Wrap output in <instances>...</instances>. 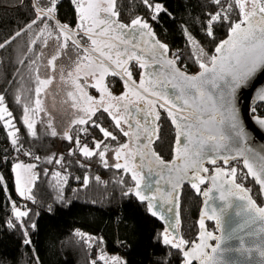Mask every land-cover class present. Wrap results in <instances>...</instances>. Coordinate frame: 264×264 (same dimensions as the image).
<instances>
[{"label":"trees","instance_id":"16d2710c","mask_svg":"<svg viewBox=\"0 0 264 264\" xmlns=\"http://www.w3.org/2000/svg\"><path fill=\"white\" fill-rule=\"evenodd\" d=\"M35 2L41 7L48 4V0ZM114 2L118 13L116 20L125 25H130V21L137 17L146 20L156 39L169 49L168 54L173 57L176 53L180 54L178 66L191 73L200 69L196 53L202 50L206 55L201 59L207 62V58L215 53V47L228 38L231 23L241 21L240 10L234 0H221L219 5L214 0H152L153 4L160 3L165 9V12L158 14L159 19L156 21L151 19L150 10L143 0ZM229 3L232 4L230 21L217 23L214 38L207 37L203 25L209 15L220 11L222 7L226 9ZM260 15H257V20ZM34 18L35 10L31 0H0V43L13 37L17 31L27 28ZM56 18L61 24L74 27L77 13L73 0H58ZM42 27L43 23L33 25L31 30L0 48V95L4 96L3 106L8 110L6 116L0 119V176L3 177V184H0V264H36L37 258L39 264H92L97 259L100 248L109 256L120 257L126 264H184L182 253L162 244L165 221L172 213L165 215L164 220L151 216L147 212L146 201L141 203L134 196H122V189L134 187L130 173H124L122 169L117 170L111 165L105 167L98 155L86 159L79 151L82 145L76 144V135L79 133V138L81 137L84 132L79 130L82 128L93 131L95 139L105 141L110 148L126 142L127 138L115 128L111 116L99 110L92 120L113 131L117 135V141L104 138L90 122L70 127L67 132L73 138L68 140L61 138L64 134L49 117L39 114L33 116L32 112H26V109L35 110L37 107L35 102L39 94L35 89L39 86L37 77L42 79L43 52L47 42L56 34L54 28L51 37L47 31L41 34L39 29ZM188 34H191L195 44L188 41ZM33 39L36 40L35 44L31 42ZM129 68L134 79L138 80L140 68L135 65ZM106 85L113 94L121 93L125 87L122 80L112 75L106 77ZM8 112H11V117ZM29 115L34 117L35 136L29 134L24 123L25 117L28 118ZM6 120H10L14 127L7 126ZM11 130L14 131L12 134ZM52 130L57 132L56 137L50 135ZM14 136L19 137V145L23 151H31L41 158L36 160L31 157L30 161L36 165L34 170L38 173L29 194L34 200H21L14 193L12 165L2 161L14 151L11 144ZM151 147L165 163L172 161L174 131L165 116L159 120L158 133ZM101 150L103 148L96 152ZM47 158L60 159L62 163H45ZM219 165L235 167L237 173L234 181L226 175L225 177L248 190L254 204L258 208L263 207L259 188L239 161L229 164L218 162L217 166ZM45 168L48 169L47 174ZM57 172L60 173L59 177L55 176ZM85 176L89 179L87 186L83 185ZM121 177L127 183L118 184ZM178 191L179 208L172 215L178 211V234L189 247L197 240L202 198L188 183L183 184ZM12 199L17 206L30 213L28 218H24L28 226L30 246L23 244L24 236L18 226L19 222L15 230L5 226L6 221L14 219L11 215ZM155 210L160 212L158 207ZM33 223L34 229L31 227ZM205 225L214 230L212 220H205ZM77 231L96 238L97 243L89 242V248L75 234ZM101 238L102 244L99 243ZM118 245L125 247V250L121 251ZM98 264L103 262L98 261ZM192 264L196 263L192 261Z\"/></svg>","mask_w":264,"mask_h":264},{"label":"snow or ice","instance_id":"6c2138e0","mask_svg":"<svg viewBox=\"0 0 264 264\" xmlns=\"http://www.w3.org/2000/svg\"><path fill=\"white\" fill-rule=\"evenodd\" d=\"M214 2L219 5L221 0H214ZM73 3L79 14V25L75 30L68 24H61L56 19L58 0H48V4L44 7L38 3L34 4L35 18L27 25V28L17 31L13 37L0 43V48H4L16 37L31 30L33 25L39 23L44 25L39 29L41 34L47 31L48 36L51 37L54 28L57 39L63 37L65 43H61L59 49L67 47L66 42L71 41L77 56V70H79V64L86 61L89 71L85 75L91 76L95 80L92 87L97 88L101 93L99 101L94 100L86 92L84 93V100L91 107L82 108L84 115L73 123L83 125L90 122L93 127L99 129L104 138L117 141V135L113 134V131L105 129L96 120H92L96 112L102 109L104 113L112 117L115 128L119 129L124 137H129V143L119 144L115 149L116 162L111 165L117 170L122 169L124 173L131 174L134 187L129 186L122 189L123 197L134 196L141 203L146 201L147 212L161 220L165 219V212L173 213L179 208L178 190L184 182L190 184L196 193L208 198L212 189L209 188L202 192L200 188V185L205 183L202 173L209 172V169L204 167L205 160L208 163L216 164L217 158L220 157V150L226 147L227 141L242 143L245 139L243 128L236 114L233 97L239 86L259 69L264 68V2L252 0V11L249 12L245 11V0H234L243 20L231 23L228 38L215 47V53L207 58V62L201 59L206 55L202 50L196 53L198 57L196 62L201 70L198 75H187L177 67V61L181 59L179 53L174 54L173 59L167 57L169 49L156 39L146 20L137 17L130 21V25H125L114 19L118 14L115 11L114 0H73ZM143 3L150 10L151 19L154 21L159 19V13L165 12L160 3L153 4L152 0H143ZM231 11L232 4L229 3L226 9L222 7L220 11L210 14L206 24L203 25L205 35L214 38L215 25L230 21L229 13ZM257 12L261 14L258 20ZM126 34L129 35L128 39H125ZM188 41L195 44L191 34H188ZM31 42L35 44L36 40L33 39ZM145 56H149L152 63L159 64L161 70L141 73L140 83L136 84L132 79L133 73L127 65L129 61L135 60L140 68L148 69L152 64L145 59ZM55 59L56 57L53 56L48 64L51 65ZM108 75L126 77L124 83L129 92L119 97H112L104 85V77ZM145 76L150 78L145 79ZM37 81L39 86L36 87L35 92L39 94L42 87L50 81L39 79V77H37ZM75 86L77 89L80 88L79 84ZM168 87L174 89L171 95L165 91ZM129 96L134 97L135 102L130 100ZM4 99V96L0 95V105L4 104ZM139 102H143L144 106L141 107ZM35 103L37 106L35 110L26 109V112H32L33 116L36 112L42 111L41 101L37 99ZM130 106L135 107V111L143 116V120L137 119L132 114ZM157 107L167 112L176 129L175 156L170 163H165L151 147L156 138V121L160 120ZM7 111L6 108H0V119H3V112ZM11 115V112H8V116L11 117ZM256 122L264 127V119H258ZM7 123L14 127L10 120ZM24 123L27 125L29 134L35 136L33 131L35 121L26 117ZM123 125L128 126L127 130ZM79 131L84 132L85 135L88 134L87 128H82ZM50 135L56 137L57 132L52 130ZM61 138L71 140L73 137L65 131ZM11 144L13 150L18 153L23 151L22 146L19 145L18 136L13 137ZM76 144L78 146L81 144L79 133L76 135ZM206 145L211 147L213 153L211 157L205 152ZM95 146L97 149L103 148V150L94 153L85 145L79 147V151L86 159L98 155L104 166L109 167L108 161L105 160V153L112 149L105 141H97ZM23 154L36 160L41 159L31 151H23ZM69 154L71 155L72 152ZM243 155V151L236 149V156ZM236 156L225 155L220 158L225 164H229L231 160L236 159ZM137 158L139 159L137 160ZM121 159H123V163L120 162ZM44 162L62 163L60 159L53 160L51 158L45 159ZM243 164L248 169V175L255 177L261 191H264V167H261L260 173H258L253 170L249 159L245 158ZM144 167H148L150 172H155L159 177L155 181V187L151 184L144 185V178L140 173V169ZM35 168V164L23 162H15L12 168L16 174L17 192L26 200H34L32 195H26V190L30 192L31 189L28 188V185L37 179ZM44 171L47 174L48 169L45 168ZM220 172V169H216L217 175L209 177L213 186L220 191V198L225 199V191L232 194V190L236 189L243 193L241 199L247 200L250 210L258 213L260 219L264 220V207L257 208L255 206L247 194L248 190L231 180L218 183ZM236 173L237 169L233 167L227 175L235 176ZM55 176L59 177L60 173H55ZM97 179L99 178L97 177ZM161 182H164L168 187H162ZM88 183L89 179L85 176L83 185L87 186ZM117 183L123 185L127 182L121 177ZM0 184H3L2 176H0ZM225 184H228L226 190ZM145 188L148 189V192L145 191ZM158 204L161 212L155 210ZM11 215L14 219L6 221L5 226L10 230H15L17 222H19L18 226L24 236L23 244L30 246L28 226L24 222V218H28L30 215L29 211L20 210L14 203ZM204 217L208 220H215L217 227L220 225L215 210L210 215L205 212L199 221L202 233L201 242L193 245L191 251L184 250V245L187 242L176 237L169 230L172 227L171 224L164 228L162 244L182 253L184 264H192L193 260L199 261V264H218L215 257L209 255L205 249L210 247L206 243L207 240H217L216 247L211 248V252L216 253L220 247L221 238L214 236L212 232L204 231ZM175 220L176 223L179 222L178 211L175 214ZM31 227L34 229L35 224L33 223ZM75 234L81 237L89 248H91V243H97L96 238L92 236H85L79 231ZM99 243H103L102 238ZM98 261H102L103 264H126L118 256L107 255L103 248L98 250L97 259L93 260L92 264H98ZM36 264H39L38 258Z\"/></svg>","mask_w":264,"mask_h":264},{"label":"water","instance_id":"95a60500","mask_svg":"<svg viewBox=\"0 0 264 264\" xmlns=\"http://www.w3.org/2000/svg\"><path fill=\"white\" fill-rule=\"evenodd\" d=\"M31 3L32 6L36 4L35 0H31ZM245 11H252V0L247 1L245 5ZM259 14L260 13L257 12V15ZM77 38L79 39V37ZM200 71L201 70L193 74L185 73L187 75H198ZM117 77L124 81L126 79V77ZM261 97H264V68H261L256 73H254L253 76H251L244 84L239 86L234 93V107L236 109L239 123L243 128L245 136L244 141L242 143L240 141H227L226 147L220 150V157L225 155L236 156V149L243 151V156H236V159L231 160L230 162L239 161L243 170L247 174L248 169L243 164L245 158L249 159L253 170L258 173H260L261 167H264V127L260 126L256 122L261 118L251 116L253 107L259 103H264V99H261ZM139 103L141 107L144 106L141 102ZM130 110L134 115L133 112H136L135 107L130 106ZM135 116L138 119L142 115L140 113H136ZM124 127L126 129L128 128L127 125H124ZM225 134L227 135L228 133L226 132ZM127 139L129 140V137H127ZM174 149L176 150V139L174 143ZM205 152L209 157L213 155L210 145L205 146ZM220 157L217 158V162L224 163L223 159ZM140 173L144 178V185L149 183L153 185L155 184L153 182L155 180H151V177L145 172L141 171V169ZM202 175L205 177V180L208 183V187L204 190L211 188L212 191L210 192L208 198L201 194L202 205L199 221L205 212L210 215L212 214L213 210H215L216 215L220 220L219 227H217L216 221L212 220L215 230L214 236L221 238L219 241L220 247L216 253H212L211 248L216 247L218 243L217 240H212L213 244L210 245L208 254L213 255L218 264H264V255H262V253H264V220L260 219L258 213H254L252 210H250L247 200L241 199L243 193H240L236 189L232 190V194H228V192L225 191V199L222 200L220 198V191L213 186L211 180L209 179V177L217 175V173L213 172L208 176L202 173ZM249 176L253 178L255 184L259 188V192L263 198L264 207V191H261V187L256 183L255 177L251 175ZM228 180L229 179L225 177L223 172L218 176V183ZM183 184H187V182H184ZM227 188L228 184H225V190ZM145 191L148 192V189L145 188ZM157 207L161 212L162 210L159 208V204ZM172 214L166 218L165 227H168V225L171 224L172 227L169 230L172 231L177 237L178 233L175 230V215ZM164 215L167 216L168 213L165 212ZM204 220L208 219L204 217ZM200 236L201 229L199 227L197 243L200 241ZM194 262L199 264V261L197 260H194Z\"/></svg>","mask_w":264,"mask_h":264},{"label":"rangeland","instance_id":"374dc122","mask_svg":"<svg viewBox=\"0 0 264 264\" xmlns=\"http://www.w3.org/2000/svg\"><path fill=\"white\" fill-rule=\"evenodd\" d=\"M247 1L248 0H245V5ZM114 19H116V17H114ZM242 20H243V16H241V21ZM78 25H79V14L77 13L76 24L74 25L72 29L75 30L78 27ZM61 43H65V41L63 40V37H60L59 39H57V33H56L47 42L46 47L44 49V52H43V63L44 64H43V70H42V79L49 80L50 82L42 87V90L38 95V99L41 101L40 106L42 108V111L36 112V114H39L40 116L49 117L50 120L61 131V133L64 134L65 131H68V129L72 127L73 125H79L73 122L78 120L80 117L84 115L82 108L91 107L84 100V93L86 92L88 95L92 96L94 100H97V101L101 99V93L99 92L97 88L92 87V85L95 83V80L91 76L85 75L89 71V68L87 67V62L86 61L81 62L79 64V70H77L78 69V65L76 63L77 56H76V52L74 51V46L72 44H69V41H67L66 42L67 47L63 49H59V45ZM88 43L90 44V41H88ZM80 54L81 56L83 55L82 52ZM53 56H55L56 59L53 60V63L51 65H49L48 61L52 60ZM180 68L183 69L184 71L187 70L184 67H180ZM129 70L131 71L130 68ZM106 77L107 76L104 77V85L107 87ZM132 79H133V76H132ZM140 80L141 79H138L136 80V82L139 84ZM76 84L80 85L79 89H77V87L75 86ZM107 90H108V87H107ZM108 92L110 91L108 90ZM126 92H129V89L125 85L121 93L119 94H113L111 92L110 93L112 97H119V96L124 95ZM69 93H71V95H69ZM129 99L135 102L134 97L129 96ZM141 103L143 104V102ZM0 108H4V106L0 105ZM156 110L158 111V109ZM5 116H6V112H3V117ZM28 119H34V117L32 118L31 115H29ZM7 122L8 120L5 121V124L7 126H10L8 125ZM125 130L127 129L125 128ZM10 132L12 134L14 131L11 130ZM91 132L93 133V131ZM97 141L98 140H96L94 136V143L92 147H89L90 150H92L94 153L97 150L95 146V143ZM124 143H129V140L127 139L126 142ZM116 148L117 147L110 148L112 150L105 153V160L108 161L109 165H113L116 162V159H115V149ZM120 162L123 163V159H121ZM213 169H220L224 173V175H226L229 179L234 181L235 176L227 175L230 172L231 168L220 166V165L219 166L215 165V167H213L211 170ZM12 173H13L12 176H13V182H14L13 183L14 192L19 196L21 200H24L25 198L21 197L16 189V183H15L16 174L13 171ZM32 186H33V183H30L28 185V188L31 189ZM29 194L30 192L26 190V195H29ZM12 203L14 204L13 199H12ZM17 207L22 211L25 210L21 206H17ZM175 230L178 233V230H179L178 223H176L175 225ZM209 231L211 232L213 230L209 229ZM177 237L181 238L179 234ZM187 247H188L187 244H185L184 250L187 249Z\"/></svg>","mask_w":264,"mask_h":264},{"label":"flooded vegetation","instance_id":"af4514ba","mask_svg":"<svg viewBox=\"0 0 264 264\" xmlns=\"http://www.w3.org/2000/svg\"><path fill=\"white\" fill-rule=\"evenodd\" d=\"M128 38H129V35H126V36H125V39H128ZM167 57H168L169 59H173V58H174L172 55H169L168 53H167ZM145 59L148 60L149 63L152 64V66H151L150 68H148V69H142V68H140L139 65L137 64V62H136L135 60H131V61H129L127 67L129 68L131 65L138 66V67L140 68L141 73H143V72H156V71H158V70H161L160 65H159V64H156V63H152L151 58H150L149 56H145ZM177 67H179L178 64H177ZM179 68H180V67H179ZM180 69H181V68H180ZM181 70H183V69H181ZM199 70H200V69H199ZM199 70H198V71H199ZM183 71H184V70H183ZM198 71H197V72H198ZM184 72L189 73V74L196 73V72L191 73V72H189V71H187V70L184 71ZM144 78H145V79H148V78H150V77L145 76ZM133 79H134V77H133ZM139 79H141V74H140V78H139ZM120 80H121V79H120ZM122 81L124 82V80H122ZM134 81L136 82L135 79H134ZM136 84H138V83L136 82ZM165 91H167V92L169 93V95H171V94L174 92V89H172L171 87H168V88L165 89ZM157 109H158V111H159V113H160V118H161L162 116H165V117L169 120V122H170V124H171V126H172V128H173V131H174V143H175V139H176V129H175V126L172 124L171 119L168 117L166 111H164L163 109H159L158 107H157ZM133 113H134V116H135L137 112H133ZM138 119L143 120V116H140ZM158 127H159V120L156 121V136H157V133H158ZM173 154H174V156H175V149H174ZM173 158H174V157H173ZM138 159H139V158H137V160H138ZM172 160H173V159H172ZM217 163H218V162H216V164H211V163H208L207 160H205L204 167H207V168L209 167L210 169H212L213 167H215V165H217ZM211 166H212V167H211ZM141 171L145 172L148 176H150V177H151V180L153 179V180L156 181V179L159 178V177L155 174V172H150L149 169H148V167H144V168H142ZM213 172L216 173V170H210L208 173H203V174H205L206 176H208L209 174H212ZM220 173H222V172H220ZM155 181H153V182L155 183ZM205 181H206V180H205ZM149 184H151V183H149ZM145 185H148V184H145ZM151 185H152L153 187H155V184H154V185L151 184ZM161 186H162V187H168L166 184H164V182H161ZM207 187H208V183H207V182H206V184L200 185L201 191H203V190H204L205 188H207ZM204 231H205V232H210L206 225H205V229H204ZM211 232L213 233V235L215 234V230H213V231H211ZM201 234H202V233H201ZM200 237H201V236H200ZM197 241H198V238H197V240H196L191 246L187 247V249H185V250H186V251H191L193 245H195V244H199V243L201 242V241H199V243H197ZM206 243L210 246V245L213 244V241H212V240H207ZM208 250H209V247L205 249V251H206L207 253H208ZM193 261H194V260H193Z\"/></svg>","mask_w":264,"mask_h":264},{"label":"built area","instance_id":"2783aa9c","mask_svg":"<svg viewBox=\"0 0 264 264\" xmlns=\"http://www.w3.org/2000/svg\"><path fill=\"white\" fill-rule=\"evenodd\" d=\"M251 116L264 119V103H259V104L255 105L253 107V110L251 111ZM80 141H81L82 146L86 145L88 147H92V145L94 143L93 133L91 131H88L87 135H85V133H83L80 137ZM2 161L4 164L9 163L11 165H13L15 162H23L25 164H28V163H31L30 162L31 157L25 156L23 153H21V152L18 153L17 151L14 150L8 156H6ZM36 174L38 176L37 172H36ZM118 247L121 251L125 250V247H123L122 245H118Z\"/></svg>","mask_w":264,"mask_h":264},{"label":"crops","instance_id":"0c3cea01","mask_svg":"<svg viewBox=\"0 0 264 264\" xmlns=\"http://www.w3.org/2000/svg\"><path fill=\"white\" fill-rule=\"evenodd\" d=\"M12 168H13V165L11 166V174L13 175V173H12ZM14 182H13V176H12V184H13ZM14 185V184H13ZM15 193V192H14ZM16 194V193H15ZM17 195V194H16ZM18 196V195H17ZM19 197V196H18Z\"/></svg>","mask_w":264,"mask_h":264}]
</instances>
